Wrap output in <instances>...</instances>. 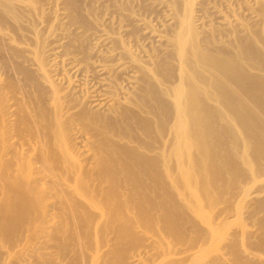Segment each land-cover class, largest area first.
<instances>
[{"label":"bare ground","instance_id":"bare-ground-1","mask_svg":"<svg viewBox=\"0 0 264 264\" xmlns=\"http://www.w3.org/2000/svg\"><path fill=\"white\" fill-rule=\"evenodd\" d=\"M43 1L0 0V264H264V0Z\"/></svg>","mask_w":264,"mask_h":264},{"label":"rangeland","instance_id":"rangeland-1","mask_svg":"<svg viewBox=\"0 0 264 264\" xmlns=\"http://www.w3.org/2000/svg\"><path fill=\"white\" fill-rule=\"evenodd\" d=\"M46 1V2H45ZM45 1H43V2H41L40 4H39V6L41 7H44V11H45V9L47 8V10L45 11V13H44V11H43V14H42V16L41 15H39L40 17H42V19L38 16V19L40 20L41 19V21L43 22V21H45L46 20V18H45V16L46 15H49L50 17H51V19H50V21H51V23L52 22H54V24L52 25H50L51 27H52V29L55 27V25L57 24L56 22L57 21H59V17H57V18H55V15L57 14L56 12H60L61 11V9H60V6L59 5H57V7H56V4H54V6H53V4L52 3H55L54 1L55 0H52L53 2H51V0H48L49 2H51V3H49L47 0H45ZM79 1V2H78ZM77 1V8H79L78 10V12H80L81 10H80V8H82V11H83V14L85 15V17H86V15H88L87 14V12L89 13V14H91L90 16L92 17H90L91 19H95V20H97L98 22H101V19L100 18H104V21H103V18H102V23L104 24V22H105V24H107L108 26H111L112 25V23L113 24H115V25H112V26H116L117 25V20H118V18L119 17H117L116 15H118V12H117V6H121V9H122V0H116V2L115 3H112L111 1H109L108 2V0H103L105 3H107L106 4V6H105V3L102 1V0H86L88 3H90L89 4V6H88V3H86V1L84 0H78ZM81 1H83V2H81ZM139 0H137L136 1V3H138L137 5L135 4V1L134 0H131L130 1V4L129 5H131V7L129 6V8L131 9V10H133V12L135 11L136 13H134V14H136V15H138L140 18L142 17L143 19H149V20H146V21H151V22H153V23H155V21L154 20H156V23L157 24H159L160 22H161V19L159 18L160 16H159V14H162V12L160 13L159 11H147V13H146V10H145V8H144V6H143V4H144V1L142 2L141 0L138 2ZM148 1H151V0H147V2ZM82 3V4H80L79 5V3ZM99 2V3H98ZM100 2H101V4H100ZM103 2V3H102ZM44 4V6H43V4ZM50 4V6H49V4ZM92 3V4H91ZM95 3H96V5L97 4H99V5H97V7L95 6ZM132 3V4H131ZM42 4V5H41ZM46 4L48 5V6H46ZM84 4L86 5L87 4V6H85L84 7ZM93 4H94V6H93ZM109 4V5H108ZM113 4H114V6H113ZM115 4H116V6H115ZM103 5V6H102ZM45 6H46V8H45ZM80 6V7H79ZM82 6V7H81ZM102 6V7H101ZM109 6H113V9L111 8V7H109ZM140 6V7H139ZM142 6V7H141ZM50 9H49V8ZM51 7L54 9V8H57L56 9V11H55V9L53 10V9H51ZM88 9H87V8ZM91 7H93V8H91ZM105 7V8H104ZM108 7V8H107ZM134 7V8H133ZM138 7V9H140L139 11L137 10V9H135V8H137ZM85 8H86V10H85ZM91 8V9H90ZM99 8V9H98ZM133 8V9H132ZM84 9V10H83ZM97 11H96V10ZM101 9H102V11H101ZM106 9H109L110 10V12H108V10H106ZM112 9V10H111ZM42 10H43V8H42ZM53 10V14H54V12H55V14H54V16H53V14L51 13V11ZM60 10V11H59ZM89 10V11H88ZM47 11H50V12H47ZM85 11H86V13H85ZM94 11V12H93ZM99 11V12H98ZM104 11V12H103ZM107 11V12H106ZM145 11V12H144ZM92 12V13H91ZM97 12H98V14H97ZM141 12H143V13H141ZM49 13V14H48ZM50 13L52 14V15H50ZM103 13H105V14H103ZM108 13V14H107ZM113 14L114 15V13H115V20H112L113 18L110 16V14ZM117 13V14H116ZM141 13V14H140ZM152 15V18L150 17V14ZM159 13V14H158ZM80 14H82V12H80ZM92 14H94V15H92ZM97 14V15H96ZM100 14V15H99ZM101 14H102V16H101ZM111 14V15H112ZM143 14V15H142ZM146 14V15H145ZM149 14V15H148ZM43 15H44V17H43ZM83 15V16H84ZM104 15H106V16H104ZM109 15V17L108 18H105V17H107ZM112 15V16H113ZM52 16L54 17V19L53 20H57V21H53L52 20ZM95 16V17H94ZM96 16H100V17H96ZM119 16V15H118ZM145 16V17H144ZM149 16V18H146V17H148ZM158 16V17H157ZM94 17V18H93ZM112 19H111V18ZM163 17V16H162ZM161 17V18H162ZM100 20H99V19ZM44 19V20H43ZM106 19L108 20V22L106 23ZM110 19H111V21H110ZM154 19V20H153ZM65 22L66 21H64L63 20V24H62V26L60 27V29H61V31L62 32H70V31H72L74 28H73V26L72 25H70L69 24V26H68V24H65ZM112 22V23H111ZM151 22H149L150 24H153V23H151ZM47 23H49L50 24V22L48 21ZM56 23V24H55ZM44 24V23H43ZM64 24L66 25V27L64 26ZM156 25V24H155ZM72 26V27H71ZM62 27H64V28H62ZM0 28H4V29H2V31L4 30V31H6L7 33H12V31H11V26L10 25H6L5 27H3V25H1L0 24ZM6 29H8V30H6ZM10 29V30H9ZM62 29H69V30H62ZM72 29V30H71ZM3 31V32H4ZM13 35V34H12ZM14 37V36H13ZM15 40V39H14ZM2 42L4 43V44H2ZM139 42H143V41H141V39L139 40ZM144 43V42H143ZM145 44V43H144ZM2 45V46H1ZM5 45H7V42L5 41V40H3V39H0V50H1V48H2V50L4 51V53H3V51L2 52H0V54H1V56H0V68H2V69H0V76H2V78H4V79H6V80H8V79H10L11 80V78H12V74H13V78H12V80L14 79V81H15V85L17 84V85H19L18 83H20V86H21V81L20 80H17L16 81V79H19V76H17L16 74H17V72H16V70H14L15 68H14V66H11V65H14V62H13V59H12V57L10 56L11 54H10V51H8L9 49H8V47H6L7 48V52L5 51V48H3V47H5ZM8 46V45H7ZM7 54H6V53ZM9 53V54H8ZM6 57H5V56ZM4 57H5V60H7V62L6 61H3L4 60ZM11 57V58H10ZM2 59V60H1ZM9 60H10V62H11V64H10V62H9ZM6 62V63H5ZM2 63V64H1ZM4 63V64H3ZM13 63V64H12ZM10 64V65H9ZM6 65V66H5ZM10 66V68L11 69H8V67ZM8 66V67H7ZM4 67V68H3ZM13 68V69H12ZM7 70H10L9 72L7 71ZM14 70V71H13ZM4 71V72H3ZM2 72L3 73H5V74H3V75H1L2 74ZM7 72V73H6ZM14 73H16L15 75H14ZM6 74H11V75H6ZM11 76V77H10ZM15 76H17V77H15ZM13 81V82H14ZM243 218V219H242ZM249 218V219H248ZM238 220L235 222V226L233 227V228H236V230H238V232L239 233H237V235L239 234V237H238V239H237V249H238V252L241 254V252H242V256L241 257H251L252 255H253V257H262L264 254H262L261 255V253H259V255H257L258 253H255V251L253 252V250H250L248 247H246V242H247V240H246V237H245V234H244V232H245V230L247 229V227H250V229H251V227H252V229L254 228L253 226H252V223H254V218H250L249 216H244V214H243V216L242 215H239V217L237 218ZM250 219H253V220H250ZM237 222H238V224H237ZM237 225H238V227H237ZM240 225H241V227H240ZM238 228V229H237ZM240 231H242L243 232V234L240 232ZM228 232H229V230H228ZM224 236H226L227 237V233H225L224 234ZM253 238V239H252ZM259 239H261V238H258L257 239V237H250V239H249V241L252 243V242H254V243H252L253 244V246H259V245H262L263 246V244H261V243H264V239L262 240H259ZM225 240H227V239H222V240H220V242L218 243V247L216 248V249H213V250H211L210 251V253H209V257H211V255L212 256H220V257H223L224 259H228L229 257H232V253L230 254V252H232V248L231 247H229L230 246V244L229 243H226L227 241H225ZM225 241V242H224ZM240 242V243H239ZM255 242H256V245H255ZM222 243L224 244L225 243V245L226 246H228L229 247V249L231 250V251H229V249H228V247H226V246H224L223 247V245H222ZM257 243H259V245L257 244ZM225 249V247L228 249V253L230 254H225V253H227V249H226V251L223 249L222 250V248H221V246ZM242 245V246H241ZM262 246H260V247H262ZM244 250V251H243ZM246 250V251H245ZM249 251V252H248ZM251 251H252V253H251ZM223 253V254H222ZM249 253H251V254H249ZM254 253V254H253ZM214 254V255H213ZM251 255V256H250ZM261 255V256H260ZM180 257L181 255H176L175 257ZM218 256V257H219ZM264 257V256H263Z\"/></svg>","mask_w":264,"mask_h":264}]
</instances>
